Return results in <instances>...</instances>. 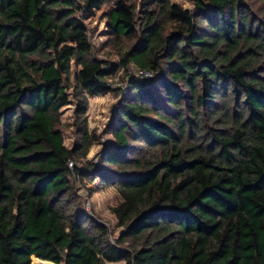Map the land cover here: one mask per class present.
Segmentation results:
<instances>
[{"label":"trees","instance_id":"1","mask_svg":"<svg viewBox=\"0 0 264 264\" xmlns=\"http://www.w3.org/2000/svg\"><path fill=\"white\" fill-rule=\"evenodd\" d=\"M193 3L0 0V264H264V0ZM96 10L151 82L113 88ZM114 91L115 141L91 162L89 97ZM96 178L122 199L117 236L74 185Z\"/></svg>","mask_w":264,"mask_h":264},{"label":"rangeland","instance_id":"2","mask_svg":"<svg viewBox=\"0 0 264 264\" xmlns=\"http://www.w3.org/2000/svg\"><path fill=\"white\" fill-rule=\"evenodd\" d=\"M138 1L139 0H136V2ZM171 1L179 3L184 8H194L193 0ZM85 22L91 30L90 37L95 57L117 65L118 71L114 73L113 76L109 77V81L112 83L114 89L122 92V84L126 83L127 74L129 71L126 69L127 67L125 68L122 65L123 52L125 49H129L132 43L129 42L127 44L125 42L123 49L122 44L115 45V41L112 40L109 35L107 23L104 19L103 11L101 10H96L93 14L87 16ZM104 66H106V63L104 64ZM131 66L136 67L133 64H130L128 67ZM78 69L79 67L73 65L71 78L72 82L74 80V76L78 72ZM123 97V94L117 93L116 91L89 97V106L87 112L89 128L95 130L100 134L101 137L99 141L91 147L86 160L99 163L103 154V149L107 145H112L114 143V136L112 135V133H109L107 127L115 116L117 110L121 107V100L123 99ZM74 108L75 103L71 98L70 103L61 109V118L63 123H65L66 125L64 132L65 144L68 147H71L74 143L72 127L70 126L72 125L74 119ZM79 165L82 166L83 163H80ZM74 185L78 193L82 195L81 201L84 208L93 213L96 217L100 218L101 221L110 228V230L115 231V236H117L120 228L118 227V220L116 215L113 213L112 208L118 206L121 203L122 199L119 196L116 187L107 185L98 178L94 180L78 179L74 182ZM89 188H92L91 194L87 191ZM33 256L34 255H32L31 257ZM36 261L34 264H36ZM48 262L55 264L51 261ZM106 264H125V262H109Z\"/></svg>","mask_w":264,"mask_h":264},{"label":"built area","instance_id":"3","mask_svg":"<svg viewBox=\"0 0 264 264\" xmlns=\"http://www.w3.org/2000/svg\"><path fill=\"white\" fill-rule=\"evenodd\" d=\"M127 70H129L128 74H130V76L138 77V78L145 80L147 82H149L153 79V73L150 70L140 69V68L134 67V66L128 67ZM128 90H129V87H128V83L126 81V83L122 84V91L124 93H127Z\"/></svg>","mask_w":264,"mask_h":264},{"label":"bare ground","instance_id":"4","mask_svg":"<svg viewBox=\"0 0 264 264\" xmlns=\"http://www.w3.org/2000/svg\"><path fill=\"white\" fill-rule=\"evenodd\" d=\"M36 264H53V263H50V262L44 261V260H37Z\"/></svg>","mask_w":264,"mask_h":264}]
</instances>
